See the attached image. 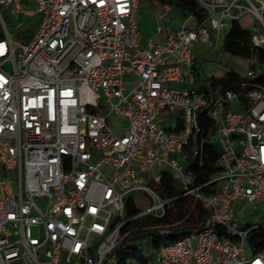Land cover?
Segmentation results:
<instances>
[{
  "label": "built area",
  "instance_id": "built-area-1",
  "mask_svg": "<svg viewBox=\"0 0 264 264\" xmlns=\"http://www.w3.org/2000/svg\"><path fill=\"white\" fill-rule=\"evenodd\" d=\"M195 1L201 22L189 12L142 45L138 0H0V264H115L123 225L165 215L171 199L156 187L166 171L207 219L142 264H264V243L250 242L264 237V219L235 215L264 203V85L254 82L264 0ZM2 9L15 29L38 18L28 41L13 40ZM170 9L159 4L158 19ZM243 17L254 26L238 88L198 79L195 46L214 47L212 32L217 40ZM204 122L220 169L199 184L186 162ZM129 199L142 210L125 219Z\"/></svg>",
  "mask_w": 264,
  "mask_h": 264
},
{
  "label": "trees",
  "instance_id": "trees-1",
  "mask_svg": "<svg viewBox=\"0 0 264 264\" xmlns=\"http://www.w3.org/2000/svg\"><path fill=\"white\" fill-rule=\"evenodd\" d=\"M159 4L169 3L171 6L179 8L180 12L185 15L193 13L194 16L201 22L204 19L203 13L198 9L195 0H156ZM222 51L236 58L246 60L252 54L251 33L244 29L240 23L234 22L231 25L229 32L224 36L222 42ZM260 60H264V50L258 51ZM243 80V77L234 69H229L217 81L224 88L237 89L238 84ZM254 82L264 85V73H259ZM210 123H203V142L201 148L197 152L189 153L186 162V171L191 173L196 182L203 184L216 172L219 171L217 160L219 157L218 147L210 142ZM156 190L160 197L171 199L169 207L166 209L165 215L162 218H153L150 216L144 217L148 219L149 227L140 229L139 231L130 227L132 222L126 223L121 227V233L128 232L124 238V245L129 239H134L135 234L141 236L148 234L151 241L150 253H153L161 243L170 242L176 238L197 229H200L206 219L208 212L202 208L199 203H193V199L189 196H181V188L176 179L172 177L170 172L163 173L160 183ZM204 192H209V186L203 188ZM125 219L134 216L139 210L129 199L125 203ZM264 237L260 234H252L250 242L259 247L264 243ZM261 243V244H260ZM121 245V246H122ZM148 250V251H149ZM147 251V250H146ZM113 253H118L115 264H127L126 259L130 255L134 257L137 264L145 262L147 257L145 254L138 252L121 250L117 246ZM149 257V256H148ZM133 261V260H132Z\"/></svg>",
  "mask_w": 264,
  "mask_h": 264
},
{
  "label": "rangeland",
  "instance_id": "rangeland-1",
  "mask_svg": "<svg viewBox=\"0 0 264 264\" xmlns=\"http://www.w3.org/2000/svg\"><path fill=\"white\" fill-rule=\"evenodd\" d=\"M140 2L142 6H145V4L148 5L156 4L154 0H140ZM2 13L6 21L8 32L13 35L17 34V36H15L13 40L17 42L28 41L32 33L34 32L38 18L37 17L28 18L25 20V24L19 26L18 29H15L14 28L16 22L15 18L13 16L8 15L7 11L4 9H2ZM168 16L174 17L176 21L175 26L176 28H179L184 18V15L180 12L179 8L176 6H172ZM17 21L22 22L23 17L19 16ZM28 23L31 24L30 27L28 26ZM239 23L246 30H250L254 26V21L250 17H243L239 21ZM0 31H2L1 24H0ZM227 32H228V28L225 29L224 35L227 34ZM223 38L224 36L216 40L214 36V32H212V42L214 43V47H208L206 45L199 44L196 45L194 48L196 51V57L198 63L200 65L199 69L201 75L203 76V80L212 77L213 78L222 77L225 74V72L230 68L234 69L240 74L245 73L247 70L246 62L244 60L231 56L222 51ZM163 117H165V114L161 115L159 121H161ZM118 122H119L118 119L115 117H111L109 120V124L113 128L118 127ZM128 197L136 199L138 195L136 193H131ZM138 209L142 210V206H139ZM112 214H116V212L113 211ZM235 215L237 219H239L241 222L247 225H251L260 219H264V203L258 205L257 210L251 209V207L247 205H243L236 210ZM123 217L125 218V210H123ZM130 227L138 231L140 229H147L149 227L148 219L137 218L132 221V225H130ZM135 237L136 238L134 239L131 240L129 239V241H127L124 245H122L121 250H123L124 252L132 251L135 253L138 252L139 254H145L149 249H151V241H150V236L148 234H144L141 236L135 234ZM129 260H133L136 263V260L130 254L127 257L126 261Z\"/></svg>",
  "mask_w": 264,
  "mask_h": 264
},
{
  "label": "crops",
  "instance_id": "crops-1",
  "mask_svg": "<svg viewBox=\"0 0 264 264\" xmlns=\"http://www.w3.org/2000/svg\"><path fill=\"white\" fill-rule=\"evenodd\" d=\"M155 1V5L152 4H145V6L141 5L140 0L137 3V9L135 12V18L137 20V26L139 31V42L142 45H145L149 39L153 42H160L165 36V31L162 29L159 33L157 32V26L160 25L162 27L169 26L172 29H177L175 24L176 21L174 17L168 16L169 12L167 13L166 19L159 20L158 13H159V3ZM172 7V6H171ZM171 10V9H170ZM195 55V64L197 68V77L200 80H203V76L200 73V65L198 63L196 57V51L194 52ZM247 66V64H246ZM226 73V72H225ZM213 78V77H212ZM221 78V77H219ZM211 79V78H208ZM217 79V78H215ZM239 209V208H238ZM237 208L235 209L236 213Z\"/></svg>",
  "mask_w": 264,
  "mask_h": 264
}]
</instances>
